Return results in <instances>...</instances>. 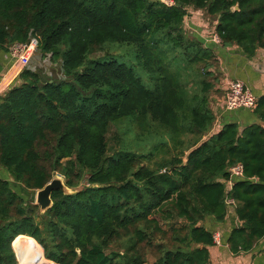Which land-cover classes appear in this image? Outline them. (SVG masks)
Segmentation results:
<instances>
[{
    "label": "trees",
    "instance_id": "16d2710c",
    "mask_svg": "<svg viewBox=\"0 0 264 264\" xmlns=\"http://www.w3.org/2000/svg\"><path fill=\"white\" fill-rule=\"evenodd\" d=\"M175 3L0 0V53L32 35L61 73L22 69L0 94V166L21 190L0 179V264H18L12 243L21 249L23 236L32 264H145L148 251L152 264H210L205 222L224 221L227 168L238 162L229 195L240 224L224 242L240 254L264 237V95L257 122L209 134L214 52L183 28L189 7L205 10L223 46L252 56L264 47V0ZM113 43L134 50L140 74L113 57ZM121 119L158 124L178 153L156 168L144 163L151 153L107 155ZM54 171L74 192L52 191L41 213L29 192Z\"/></svg>",
    "mask_w": 264,
    "mask_h": 264
},
{
    "label": "crops",
    "instance_id": "0c3cea01",
    "mask_svg": "<svg viewBox=\"0 0 264 264\" xmlns=\"http://www.w3.org/2000/svg\"><path fill=\"white\" fill-rule=\"evenodd\" d=\"M194 10L191 11L189 25L197 33L195 35L202 40L205 46L213 49L214 62L210 70L216 77L214 88L223 92L220 97L215 98L214 103L210 106L215 120L209 134L218 131L224 123L228 122H236L240 130H242L246 125L258 120L254 116L253 110L236 109L228 111L224 109L223 94L226 82L231 79L240 80L255 96L264 95V47L258 48L254 55L248 56L236 44L223 46L222 44L207 41L208 36L205 34L208 32L205 26L206 22L198 17L197 14H193ZM213 23L216 26V19H214ZM208 28L212 30L213 26L212 28ZM12 64L13 62L7 57L6 52H1L0 94L11 85L17 83L19 67ZM0 179L9 181L13 188L16 189V186L13 184V178L2 166H0ZM239 224L240 221L237 219L234 208H227V213L222 223H216L212 220L205 222L208 228L213 232L218 231L221 235V244L217 245L213 243L212 246L208 247L210 264H264V237L248 252L232 254L228 250L224 242L225 238L228 232Z\"/></svg>",
    "mask_w": 264,
    "mask_h": 264
},
{
    "label": "rangeland",
    "instance_id": "374dc122",
    "mask_svg": "<svg viewBox=\"0 0 264 264\" xmlns=\"http://www.w3.org/2000/svg\"><path fill=\"white\" fill-rule=\"evenodd\" d=\"M192 10L193 8L189 7L188 15L184 18L185 21H183V28L188 37H193L196 36L195 34H197L193 31V29H191V26L189 25V18ZM193 14H197L198 17H200L206 22L205 26L208 29V32L205 34L207 36L215 32V24L213 23L215 19L214 16L209 15L208 13H206L205 10L202 9H195L193 11ZM212 26H213L212 30L208 28V27L212 28ZM112 46H113L111 49L113 53L112 55L115 59L133 67L134 71L137 74L141 73L140 67L136 64L133 53L134 50L132 48L117 43H113ZM12 65L15 66L14 64ZM29 68L32 70H40L43 72V74L46 77L49 78H54V79L61 78L60 65L57 62L51 61L49 55L43 56L41 51L38 49L34 52V54L31 57ZM222 93H223L222 91L215 88H213L210 91L209 94L210 106H212V104L214 103L215 98L220 97ZM165 134L166 131H164V129L160 127L158 124L145 122L144 124L140 125L136 119H121L117 123L110 124L108 128L106 134L107 155L112 154L114 151H117L120 148L134 151L139 154L151 153L153 154V156H151L150 159L146 160L144 163L152 168H156V166L160 164L163 160L170 159L173 154L178 153L177 150H174V148L177 146L175 145L174 141L171 140V142H169V144L167 145L163 144L165 143V139L168 138V136H165ZM55 176H59L63 178V176H61L59 173L54 171L51 179H53ZM63 182H64V178H63ZM13 184L15 185L14 182ZM15 186H16L15 190H19V187L17 185ZM36 191L37 190L29 192V194H31V197L34 198V202H35ZM16 240H19L23 243L21 249L19 250L16 249L14 242L12 243L13 249L15 250L14 252H16L15 255L18 264H23L22 262H24L25 264H32L26 258L24 251V248L31 243L30 241L31 239L29 237L23 236L16 238L15 241ZM154 258H155L154 254L151 251H148L146 253L145 264H152Z\"/></svg>",
    "mask_w": 264,
    "mask_h": 264
},
{
    "label": "built area",
    "instance_id": "2783aa9c",
    "mask_svg": "<svg viewBox=\"0 0 264 264\" xmlns=\"http://www.w3.org/2000/svg\"><path fill=\"white\" fill-rule=\"evenodd\" d=\"M160 3L167 7H173L176 5L175 0H158ZM207 41H212L216 44H221V39L216 32L211 33L207 37ZM38 49L37 41L29 35L26 41H15L11 43L6 51L7 57L13 62L14 65L19 67V71L22 69H30L29 64L32 55ZM39 50V49H38ZM50 57V54H47ZM46 55V56H47ZM59 64V63H58ZM32 70V69H30ZM34 71V70H32ZM224 109L225 110H236L246 109L253 110L257 105L258 97L240 80L231 79L226 82V87L223 94ZM165 171V168L161 170ZM229 177L224 181L225 186V198L224 203L227 208H234L235 201L229 195L233 180L236 178L243 177V164L238 162L230 165L227 168ZM212 239L214 244H221V235L218 231L212 233Z\"/></svg>",
    "mask_w": 264,
    "mask_h": 264
},
{
    "label": "water",
    "instance_id": "95a60500",
    "mask_svg": "<svg viewBox=\"0 0 264 264\" xmlns=\"http://www.w3.org/2000/svg\"><path fill=\"white\" fill-rule=\"evenodd\" d=\"M234 9H237V6H235ZM54 190H60L64 194H72L74 192L71 188L65 185V183L63 182V178L55 176L53 179L47 182L41 189H38L36 191L34 203L39 206L41 213H44L52 206L51 193Z\"/></svg>",
    "mask_w": 264,
    "mask_h": 264
}]
</instances>
